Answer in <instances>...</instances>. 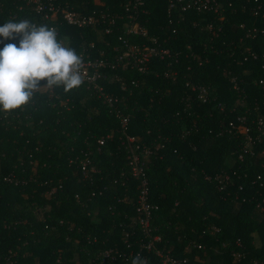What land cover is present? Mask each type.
Segmentation results:
<instances>
[{"label": "trees", "instance_id": "1", "mask_svg": "<svg viewBox=\"0 0 264 264\" xmlns=\"http://www.w3.org/2000/svg\"><path fill=\"white\" fill-rule=\"evenodd\" d=\"M217 1L218 12L177 0L136 10L129 0H55L94 16V26L78 27L29 0H0V25L57 26L78 54L106 62L102 91L86 82L67 93L44 89L0 113V264H131L139 251L147 264L163 255L264 264V0ZM130 14L146 35L128 32ZM125 39L169 52L139 71L119 59ZM128 137L139 152L150 149L149 200L158 205L150 235L136 220Z\"/></svg>", "mask_w": 264, "mask_h": 264}, {"label": "clouds", "instance_id": "2", "mask_svg": "<svg viewBox=\"0 0 264 264\" xmlns=\"http://www.w3.org/2000/svg\"><path fill=\"white\" fill-rule=\"evenodd\" d=\"M0 37L19 40L0 49V113L26 106L44 89L63 87L67 93L85 83L84 61L70 46L68 37L58 38L54 27L27 19L9 18L0 25ZM252 237L258 239L253 232ZM131 264H147L137 254Z\"/></svg>", "mask_w": 264, "mask_h": 264}, {"label": "built area", "instance_id": "3", "mask_svg": "<svg viewBox=\"0 0 264 264\" xmlns=\"http://www.w3.org/2000/svg\"><path fill=\"white\" fill-rule=\"evenodd\" d=\"M30 2H34L36 4V8L38 11H46V17H56L57 13H60L63 19V22L75 25L78 27H86L89 25L94 26L95 25V18L93 15H86L81 14L80 12L70 10L67 8H60L57 6L54 2L55 0H45L43 3L42 0H29ZM133 9L136 10L139 5L143 4L145 0H129ZM182 3L183 9L187 10L189 8H194L198 11L203 10H214L216 12L220 11L221 9V3H219L217 0H177ZM131 17V23L128 28V32L133 34H139V35H146L147 30L145 28H142L139 24L137 18L130 14ZM54 27L57 30V26H50ZM106 32H109V29L106 30ZM126 50L123 52L122 55L119 56V59L122 63L125 65L131 64L139 71H144L147 68V62L151 60L152 57H160L163 58L165 53H168L169 50H162L158 48V46H150L145 45L141 47L140 45H131L128 43V40H124ZM1 44V42H0ZM0 48L2 46L0 45ZM116 50L119 51V48L116 47ZM79 55L82 56L84 61V75H85V82L89 85L94 86L95 88H98L99 90H103L102 81L104 79V74L102 72V67L106 66V62L104 60H93L90 58L89 54L84 52H81ZM206 90L203 89L201 97L206 95ZM102 94L105 96V98L111 102L112 98L109 97L107 94ZM122 121V126L126 128V123L128 121V116L124 114H119ZM245 116H238L237 121L241 124L245 123ZM258 131L264 135V121L262 118H259L258 120ZM231 127H235V122H230ZM241 131L245 133L250 132L249 126L241 125ZM249 140L252 141V137L248 136ZM129 141V150L131 154V166H132V172L137 179H139V193L137 198V217L136 220L139 223L140 227L142 228L143 232L147 235H150L151 233V219L153 211L158 209V205L150 202L149 200V180L146 173V159L147 156L150 153L149 148H142L140 149V145L134 144L135 139L133 137H128ZM103 141H101L102 143ZM83 169H86V162H83ZM259 178H261L259 176ZM254 183H257V180L254 181ZM260 185H263V182L259 183ZM160 236L156 235L150 240L147 244L144 246L148 249H151L154 245V241L159 240ZM201 247V245H199ZM113 250H106L104 253L105 257H113L112 256ZM141 252H137V254H140ZM161 256L162 253L158 252ZM161 264H184V261L174 258L170 255H163Z\"/></svg>", "mask_w": 264, "mask_h": 264}]
</instances>
